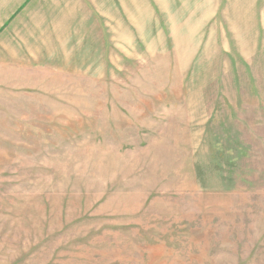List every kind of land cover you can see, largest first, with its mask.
<instances>
[{
  "label": "rangeland",
  "instance_id": "obj_1",
  "mask_svg": "<svg viewBox=\"0 0 264 264\" xmlns=\"http://www.w3.org/2000/svg\"><path fill=\"white\" fill-rule=\"evenodd\" d=\"M0 264H264V0H0Z\"/></svg>",
  "mask_w": 264,
  "mask_h": 264
}]
</instances>
